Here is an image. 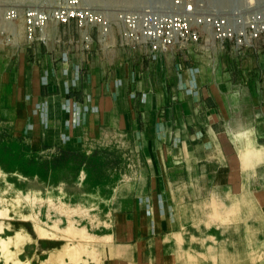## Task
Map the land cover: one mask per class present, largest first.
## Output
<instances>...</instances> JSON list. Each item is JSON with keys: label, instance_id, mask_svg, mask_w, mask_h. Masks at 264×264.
<instances>
[{"label": "crops", "instance_id": "crops-1", "mask_svg": "<svg viewBox=\"0 0 264 264\" xmlns=\"http://www.w3.org/2000/svg\"><path fill=\"white\" fill-rule=\"evenodd\" d=\"M251 56L253 70L239 56L215 67L176 50L149 64L111 39L88 56L77 81L78 56L65 65L42 45L29 51L17 84L23 96L8 113L36 151L79 150L117 134L147 145L143 160L154 156L152 174L142 166L110 198L101 264H180L177 254L193 247L192 220L204 228L224 216L229 198L264 227V80L234 84L230 76L261 77L264 58ZM191 75L197 94L188 92Z\"/></svg>", "mask_w": 264, "mask_h": 264}, {"label": "rangeland", "instance_id": "rangeland-1", "mask_svg": "<svg viewBox=\"0 0 264 264\" xmlns=\"http://www.w3.org/2000/svg\"><path fill=\"white\" fill-rule=\"evenodd\" d=\"M93 1L90 5L109 12L115 18L122 14L146 11L169 14L176 10L175 0ZM195 1L196 12L210 18L212 24L216 19L226 17L231 20L240 17L246 22L254 14H260L264 19V0ZM37 5L53 7L57 5V0H0V198L7 200L3 206H8L11 214V219L3 221L11 225L8 235L24 229L34 238L18 256L24 264H101L106 239L103 235L112 226L110 198L121 187V180L130 181L140 176L142 166L152 174L154 156L145 154L143 160L140 154L148 146L140 139L117 134L89 143L79 150L36 151L25 139L19 128L20 123L13 120L8 112L14 108V102L23 96V88L20 86L19 90L17 84L30 51L24 37L23 12ZM12 8L19 11V17L9 23L5 13ZM12 29L14 32L10 34ZM211 30L210 43L204 48L205 58L215 67L223 62L226 67L232 66L234 54L231 48L228 46L221 51ZM112 39H116L118 44L119 30L116 25ZM175 50L179 51L177 48ZM250 52L256 58L259 55L264 58V41L257 50H248L244 56L236 53L246 61L247 70L254 68V63L247 62ZM252 70L251 74L240 71L231 74V81L234 84L237 81L253 82L256 78L262 84L264 73L261 72L262 76L258 78L252 75ZM260 97L264 98V90ZM164 176L167 179L172 176L168 167ZM175 176L185 177L184 171ZM226 180L230 185V179ZM182 189L185 190V187ZM188 189L195 192V187ZM89 194H97L96 204L90 207L86 200ZM229 199L223 209L224 216L209 218L204 228L200 226V218L192 220L193 247L177 254L180 264H264V227L251 223V219L245 217L247 211L239 207L243 203ZM198 211H194V214L200 213ZM36 222L48 231H51V225L57 224L64 234L63 239L58 242L40 239L33 230ZM73 226L84 228L83 235L76 233L75 236L73 231L76 228L73 230ZM233 242L237 246L246 243L250 249L234 251L230 246ZM219 245L222 246L217 249ZM63 249H68L71 257L60 256ZM0 264H3L1 258Z\"/></svg>", "mask_w": 264, "mask_h": 264}, {"label": "built area", "instance_id": "built-area-1", "mask_svg": "<svg viewBox=\"0 0 264 264\" xmlns=\"http://www.w3.org/2000/svg\"><path fill=\"white\" fill-rule=\"evenodd\" d=\"M174 6L175 12L169 14L146 11L115 18L85 0H57L53 7L37 5L24 10V37L30 50L34 52L42 45L57 62L65 65L78 56L80 62L74 67L77 81L83 78V63L88 56L111 43L114 25L119 30V47L139 54L149 64L176 48L184 57L204 55L211 29L218 48L224 51L229 46L235 56L257 50L264 41V19L260 14L252 15L246 22L240 17L235 20L226 17L212 24L210 18L196 12L195 0H175ZM18 12L14 8L7 10L5 19L9 23L15 21ZM13 32L12 29L10 34ZM191 76L188 92L197 94ZM182 89L186 91V88L179 91Z\"/></svg>", "mask_w": 264, "mask_h": 264}, {"label": "bare ground", "instance_id": "bare-ground-1", "mask_svg": "<svg viewBox=\"0 0 264 264\" xmlns=\"http://www.w3.org/2000/svg\"><path fill=\"white\" fill-rule=\"evenodd\" d=\"M89 4L93 3L92 0H85ZM20 191V190H19ZM97 194H89L86 196V200L90 206H93L96 204ZM7 202L4 198H0V258L2 259L3 264H24L19 259V255L23 251L25 245H28L29 243L33 242V236L30 235V233L26 230H18L15 231L13 235H8L7 232L11 231V225L10 223H7L3 220L11 219L10 209L8 206H3V204ZM33 230L35 233L38 234L40 239L43 240H49L53 242H58L59 240H62L63 233L61 232V229L57 226V224L51 225V231H48L44 229L40 223L36 222L35 225H33ZM73 230L76 228L75 226L72 227ZM82 229V230H81ZM84 228L75 229L73 231V234L76 236V233L82 234L84 233ZM71 233V232H70ZM85 244V243H84ZM68 251V249H67ZM65 249L60 251L63 258L67 256L71 257L69 253ZM79 253V252H77ZM80 254V253H79ZM79 257V256H78ZM25 264H28V262H25ZM44 264V263H43ZM45 264H49L48 262H45Z\"/></svg>", "mask_w": 264, "mask_h": 264}]
</instances>
